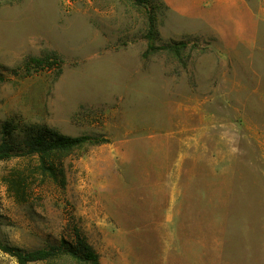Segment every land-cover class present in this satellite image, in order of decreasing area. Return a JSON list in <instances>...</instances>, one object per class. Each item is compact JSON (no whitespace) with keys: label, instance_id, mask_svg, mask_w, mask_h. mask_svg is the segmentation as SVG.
Segmentation results:
<instances>
[{"label":"rangeland","instance_id":"rangeland-1","mask_svg":"<svg viewBox=\"0 0 264 264\" xmlns=\"http://www.w3.org/2000/svg\"><path fill=\"white\" fill-rule=\"evenodd\" d=\"M143 1L0 0V140L5 124L108 140L59 154L56 178L0 160V242L78 233L98 264H264V0ZM148 12L180 55H145ZM251 17V42L225 40Z\"/></svg>","mask_w":264,"mask_h":264},{"label":"trees","instance_id":"trees-1","mask_svg":"<svg viewBox=\"0 0 264 264\" xmlns=\"http://www.w3.org/2000/svg\"><path fill=\"white\" fill-rule=\"evenodd\" d=\"M135 3L143 4V0H133ZM147 31L145 38L147 39V48L145 55L164 50L180 55L181 51L188 45L187 42H172L162 46L154 44L157 35L155 27V17L148 12ZM59 59L55 52L43 54L40 57H29L27 64L35 67H52ZM0 79L2 77L0 76ZM9 124H5L2 129V139L0 140V160H8L14 157H28L35 159L37 169L42 174L56 178L57 170L54 167V159L59 154L69 153L75 148L83 145H100L108 142L106 138L90 135L67 136L55 130H40L36 133L26 135L22 140H17L13 131L8 130ZM61 172V170L59 171ZM8 182V181H7ZM18 195V192H17ZM76 243L67 244L64 240L58 246H50L48 248H39L35 250L25 251L18 247L9 246L0 242V250L9 254L18 264H29L30 262H38L52 259L62 253H66L74 258L89 262L90 264H98V255L93 248L76 233Z\"/></svg>","mask_w":264,"mask_h":264},{"label":"crops","instance_id":"crops-1","mask_svg":"<svg viewBox=\"0 0 264 264\" xmlns=\"http://www.w3.org/2000/svg\"><path fill=\"white\" fill-rule=\"evenodd\" d=\"M241 10L243 14L247 13V9L244 6H241ZM255 32V23L251 18L245 19L243 24L235 25V26H227L222 30V33L229 36V41L234 42H251L254 38Z\"/></svg>","mask_w":264,"mask_h":264}]
</instances>
